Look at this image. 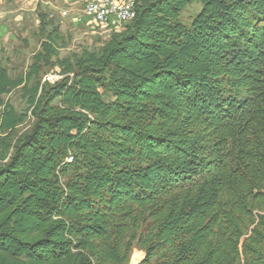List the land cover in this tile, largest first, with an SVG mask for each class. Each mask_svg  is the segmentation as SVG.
Here are the masks:
<instances>
[{
  "label": "trees",
  "instance_id": "16d2710c",
  "mask_svg": "<svg viewBox=\"0 0 264 264\" xmlns=\"http://www.w3.org/2000/svg\"><path fill=\"white\" fill-rule=\"evenodd\" d=\"M133 4L99 52L51 33L26 77L0 66V127L33 121L5 142L0 264H264V0Z\"/></svg>",
  "mask_w": 264,
  "mask_h": 264
},
{
  "label": "rangeland",
  "instance_id": "374dc122",
  "mask_svg": "<svg viewBox=\"0 0 264 264\" xmlns=\"http://www.w3.org/2000/svg\"><path fill=\"white\" fill-rule=\"evenodd\" d=\"M10 5V12H6L4 22L11 32L12 41L8 46L0 48V66L6 68L13 78L26 77L34 62V57L41 51L42 43L52 33L58 48L60 59L80 55L83 51L99 52L105 42L114 34L109 28L99 33L86 27L85 22H73L77 14H87L85 7H80L81 0H6ZM202 10L200 3L189 5L181 14L185 22H191ZM68 11V16H61V12ZM45 15L46 25L42 26L41 16ZM61 69L58 67H44L39 80L42 83H54L62 79ZM104 101L113 100L111 94L100 90ZM5 102L13 106L18 114L27 113V98L21 88L3 97ZM2 109L0 108V116ZM32 119H27L13 132H5L0 127V164L5 154V142L16 141L26 133L32 125ZM146 255L135 248L130 264H141Z\"/></svg>",
  "mask_w": 264,
  "mask_h": 264
},
{
  "label": "built area",
  "instance_id": "2783aa9c",
  "mask_svg": "<svg viewBox=\"0 0 264 264\" xmlns=\"http://www.w3.org/2000/svg\"><path fill=\"white\" fill-rule=\"evenodd\" d=\"M80 7H87V14H77L73 22H85L86 27L99 33L111 24L126 25L132 20V12H135V4L130 0H81ZM61 16L67 17L68 11L61 12Z\"/></svg>",
  "mask_w": 264,
  "mask_h": 264
},
{
  "label": "crops",
  "instance_id": "0c3cea01",
  "mask_svg": "<svg viewBox=\"0 0 264 264\" xmlns=\"http://www.w3.org/2000/svg\"><path fill=\"white\" fill-rule=\"evenodd\" d=\"M6 12H10V5L7 4L6 0H0V48H6V46L12 41L13 34L8 30L3 20Z\"/></svg>",
  "mask_w": 264,
  "mask_h": 264
},
{
  "label": "bare ground",
  "instance_id": "6f19581e",
  "mask_svg": "<svg viewBox=\"0 0 264 264\" xmlns=\"http://www.w3.org/2000/svg\"><path fill=\"white\" fill-rule=\"evenodd\" d=\"M115 2H122V0H115ZM130 2L131 3H133V0H130ZM85 10H86V12H87V7H85ZM134 12H132V19H133V17H134ZM132 20H130L129 21V23L131 22ZM128 23V24H129ZM128 24H126V25H123V26H121V25H119V24H111L109 27H105V28H109V31H112V32H114V33H120V32H122L125 28H126V26L128 25Z\"/></svg>",
  "mask_w": 264,
  "mask_h": 264
}]
</instances>
